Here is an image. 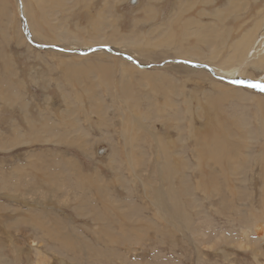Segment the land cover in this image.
I'll use <instances>...</instances> for the list:
<instances>
[{
	"label": "rangeland",
	"instance_id": "1",
	"mask_svg": "<svg viewBox=\"0 0 264 264\" xmlns=\"http://www.w3.org/2000/svg\"><path fill=\"white\" fill-rule=\"evenodd\" d=\"M263 17L0 0V264H264Z\"/></svg>",
	"mask_w": 264,
	"mask_h": 264
},
{
	"label": "bare ground",
	"instance_id": "2",
	"mask_svg": "<svg viewBox=\"0 0 264 264\" xmlns=\"http://www.w3.org/2000/svg\"><path fill=\"white\" fill-rule=\"evenodd\" d=\"M3 2V0H1ZM29 2V1H28ZM27 2V3H28ZM34 3V2H33ZM35 5V4H34ZM37 5V4H36ZM39 5V4H38ZM36 7V6H35ZM22 8V7H21ZM32 8V7H31ZM37 10V9H36ZM22 12H23V9H22ZM26 12V11H25ZM37 12V11H36ZM6 13V12H5ZM34 15V14H33ZM37 15V14H36ZM23 16V15H22ZM35 16V15H34ZM39 24V23H38ZM16 27H18V25H16ZM40 29V28H39ZM15 30V28H14ZM18 30V28H16V31ZM20 30V29H19ZM248 31H252L251 33H247L245 32V35L243 37L240 38V43L238 44V47L240 49V53L242 55V58L243 57H246L247 58L250 57L252 58L253 56H255L259 51L258 49L262 48V51H264V17L262 18L261 22H258L256 23L255 21V24H254V27L249 29ZM31 32V31H30ZM42 32V31H41ZM43 37V36H42ZM46 37V36H45ZM236 41V40H235ZM234 41V42H235ZM189 46V45H188ZM191 46V45H190ZM133 47V46H132ZM193 47V46H192ZM190 47H188L189 49ZM111 51V50H110ZM188 51V50H187ZM204 54V53H203ZM204 56V55H203ZM241 58V57H240ZM259 64H264V53L262 54V56L257 60V62L255 63V66H259ZM197 68V67H196ZM256 68V67H254ZM264 68V65L263 67H261V69ZM211 69V68H210ZM223 71H221L222 73ZM225 73V72H224ZM223 73V74H224ZM226 73H229V72H226ZM225 73V74H226ZM231 73V77L234 76V79H236L235 75ZM228 75V74H227ZM222 76V75H221ZM231 79V78H230ZM243 79V78H242ZM239 80V79H238ZM107 90V89H106ZM88 92V91H87ZM86 92V93H87ZM88 96V94H86ZM91 97V96H89ZM130 136H133V135H130ZM134 138V137H133ZM132 140V139H131ZM133 150V149H132ZM134 151V150H133ZM132 151V152H133ZM84 178V177H83ZM264 198V196H263ZM264 201V200H263ZM263 207H264V204H263ZM264 215V214H263ZM257 220L259 218H256ZM261 221H264V219L260 218ZM259 226V229L257 232H260L261 233V238H264V226L262 224H258ZM93 251V250H92ZM91 252V251H90ZM89 253V252H88ZM93 254V252H92ZM91 254V255H92ZM90 255V256H91ZM94 255V254H93ZM93 255L91 257H93Z\"/></svg>",
	"mask_w": 264,
	"mask_h": 264
},
{
	"label": "snow or ice",
	"instance_id": "3",
	"mask_svg": "<svg viewBox=\"0 0 264 264\" xmlns=\"http://www.w3.org/2000/svg\"><path fill=\"white\" fill-rule=\"evenodd\" d=\"M233 83H237V84L244 85L250 88L258 89L264 92V81L237 80V81H233Z\"/></svg>",
	"mask_w": 264,
	"mask_h": 264
}]
</instances>
